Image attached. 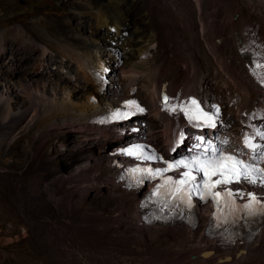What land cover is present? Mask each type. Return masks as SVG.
<instances>
[{"label":"rangeland","instance_id":"1","mask_svg":"<svg viewBox=\"0 0 264 264\" xmlns=\"http://www.w3.org/2000/svg\"><path fill=\"white\" fill-rule=\"evenodd\" d=\"M3 1L6 0H0V5ZM74 1L78 4L83 1L87 2V0ZM93 1L95 3L94 10L99 9L100 6L103 7L105 2V0H89V2ZM162 1L128 0L131 3V14L134 13L136 16V19L132 18L129 29L133 28V33L140 34L151 26L154 29H162L158 28L159 20L156 14V7L163 8ZM63 3L62 0H15L17 8L15 12L8 13L0 9V29H8L9 31H7L10 33V37L7 36L3 42L7 47L4 52L0 50V67L3 61L16 62L24 74L27 72L26 79L29 83L35 79L34 76H41L44 73L43 76L46 79L37 78L40 80L39 87L31 89L27 86L25 91L39 90L38 97L43 102L51 107L62 109L64 114L73 116L80 114L83 106L77 102L85 98L87 91L93 93L97 98H105L107 101L111 97V93H108L111 87L106 83L103 84L107 94L102 95L103 92L97 89L93 82L85 81L84 73L79 72L76 61H73L69 53H65L66 49L63 45L66 38L75 36L80 41H85L88 48V61L93 65V70L97 69L95 72H98L101 62L105 63V60H102L103 56L106 57L104 54L113 57L111 62H114V56L117 52L119 53L120 46L110 47L106 37L99 38L106 43L101 45V41L90 33L91 28L88 25L91 18L85 17L79 24L68 20V17L65 18L67 12L77 14V11L71 6L68 8L67 4ZM88 6L90 7L92 4ZM88 6L86 8L89 9ZM88 9L84 11L87 12ZM168 16V19L179 24L174 21L175 18L172 14ZM47 18H49V24L44 22ZM57 21H60L61 24L57 25ZM37 22L38 26L35 28H23L28 37L35 42L27 41L24 44H18L12 39L11 35L14 33L15 27ZM211 23L213 24V22ZM134 25L136 26L133 27ZM169 26L173 25L170 23ZM252 33L254 34V31ZM211 38L212 42L217 45L218 40L215 34L211 35ZM176 40V38H170L169 41H164L160 46L167 50L159 47L160 51L157 54V46L151 47L150 55L147 56L146 61L149 63L153 59L157 63L155 67H161L167 73L166 69L171 68L174 63H178L174 60V56L178 54L175 44H173ZM91 42L98 45H92ZM36 43L40 46H36ZM42 47L47 49V54L51 58L50 66H52L54 74L51 78H47V70H44L43 67L38 74L34 72L36 65L43 59ZM111 48L114 50L111 51ZM32 57L39 58L34 66L29 63V59ZM148 58L151 59L148 60ZM136 61L141 62V65L135 67V71L139 72V80L137 79L135 83L131 84L124 78L125 73L132 65V63L130 64L131 60L125 67L110 65V75L108 73L105 77L114 79L119 83V87H124L125 90L122 93L132 95L151 110L147 116L141 119L142 124L139 123V126L147 129L146 137L153 144L158 146L159 142L161 147H158L164 148L165 143L161 133L165 124L156 117L152 92L142 86L144 82L141 78L145 72L143 68L146 66V62L143 63V58H138ZM163 61L164 63L161 65ZM143 65L145 66L143 67ZM168 70L171 73L174 69ZM207 70H210L209 66ZM94 74L93 79H95ZM70 76L74 81L68 80ZM181 77L184 79V76ZM19 82H9L0 72V264H169L171 261L167 254L170 253L171 246L154 241V236L159 235L160 231L151 230L147 231L146 235H138L130 228L133 225H139L135 222L134 210L129 208L119 210L116 200H113L108 192H104L103 188L100 186L87 187L80 181L82 177L88 180L96 177L92 174V170L88 169L90 172L85 175L78 172L77 167L83 164V159L90 152V149L86 148L87 145L91 142L96 146L100 144L99 140L102 139V136L98 131L72 129L67 126L61 129L48 127L49 129L44 128V131L40 129L37 132H31L29 127L20 126L13 129L12 125H6L10 119L15 117L17 119L14 124L21 123L20 116L31 102L28 94L20 90ZM23 84L26 82L24 81ZM63 85H67V89L71 88L72 99L66 98L68 94L66 97L63 95L66 92ZM62 87L63 93L57 96ZM187 87L186 85L187 92L184 91L185 93L193 92L202 95L196 89L188 92ZM212 88L209 95L211 97L214 92V96L208 100L217 101L220 99L218 102L223 105L227 118L230 117L232 120V127L236 128L238 133L241 132L238 129L241 121L231 111H236L238 105H230L228 93L218 84H213ZM8 89L12 90V94L6 93ZM263 99L261 102L264 101ZM232 100L235 103L236 96ZM40 105L42 107V104ZM251 107L245 109L251 110ZM252 115L249 117L250 119L248 118L252 127L263 122L260 117L255 118ZM61 118L63 117L59 115L55 117L59 122H67L66 119ZM248 121L242 123L244 132L245 124ZM8 124L10 125V123ZM182 128L188 134L191 133L189 136L187 134L186 141L189 138H194L192 128L180 127V129ZM228 128L229 126L225 127V129ZM180 129H173L172 135L180 137ZM219 137L222 135L219 134ZM131 140H134V137L128 139V141ZM126 142H116L113 145ZM187 143L190 144V141ZM242 143V138L236 137L233 143L234 148L241 147ZM168 145L170 146V142ZM96 146V154L106 151L103 149L100 151V145ZM110 146L112 147L111 144ZM131 200L136 206L135 198H131Z\"/></svg>","mask_w":264,"mask_h":264},{"label":"bare ground","instance_id":"2","mask_svg":"<svg viewBox=\"0 0 264 264\" xmlns=\"http://www.w3.org/2000/svg\"><path fill=\"white\" fill-rule=\"evenodd\" d=\"M62 2L67 4L68 8L71 6L77 11V14L67 12L64 16L65 18L68 17V20H72L78 24L85 17L91 18L88 26L91 28L90 33L93 36L100 41V37L108 38L107 42L110 47L112 46L111 42H116V48L118 45L120 46L119 53L117 52L116 56H114V62H111L113 57H109V54H104L106 56L105 58L102 55L104 58H102V60H105V63L101 62L99 64L98 72H95L97 69L93 70V65L88 61V48L85 45L84 40L80 41L78 38H75V36H68L65 44L62 43L64 44L63 47L66 49L65 53L71 55L73 61H76L79 67V72L81 71L84 73L85 81L93 82L95 87L103 92L102 95L107 94V90L105 91V88L103 87V84L105 83L111 87V90L108 93L112 94L117 91L121 94L125 90L124 87H119V83L115 82L114 79L105 77L108 73L110 75V65L125 67L127 62L131 60L130 64L132 63V65H130V68L125 73L124 78L132 84L139 78V72L135 71V67L141 65V62H137L136 60L138 58H143V63L146 62V66L143 65V67L145 66L143 68L145 72L141 78L144 83L142 85L141 82V85L152 92L155 100L152 99L155 102L156 117L159 120H162L165 124L163 132L161 133L163 134L162 136L164 138L165 147L160 148L161 150L164 149L168 153H171L174 150L171 146V141L177 137V135H172L171 131L173 129H178L180 122H173L172 124L168 119V116L161 113L159 100L161 99V95L168 96L169 94H172L174 96L185 93L186 85L188 86V92L189 90L196 89V91H200L206 99L214 96V92L211 97L209 95L213 89V84H218V86L224 88L226 93H228L230 105H238L236 111H231L237 116L238 120L241 121V124L238 126V129L241 132L238 133L237 129L232 127V120L228 117L227 126H229V128H224L221 131L219 130L215 132L213 138L223 146L232 145V147H234L233 143L235 142L236 137H245L242 123L248 121L250 118H243L241 110L253 105L255 106L257 103L259 105V102L264 98V93L253 82L254 73L259 71L262 66L264 68V0H163V8L156 7V14L158 15L159 20L158 28L162 29H154L151 26V28L144 29L141 34L133 33V28L129 29V26L132 23V18L136 19V16L134 13L131 14V3H129L128 0H105L103 7L100 6L97 10H94V1L89 2V0H87V2L83 1L81 4L76 3L74 0H62ZM91 4L92 6L89 7L88 5ZM86 6H88L89 9L86 8ZM0 9L1 11H7L8 13L15 12V9H17L15 7V0L3 1L0 5ZM85 9H88L89 11L85 12ZM169 14H172L175 18L174 21L179 22V24L168 19ZM48 20L49 18L45 19L44 22L49 24ZM40 21H43V19H40ZM211 22H213V24ZM170 23L173 25L172 27L169 26ZM59 24H61V22L57 21V25ZM35 26H38V22L35 24H26L25 26L15 27L14 33L11 35L12 39L18 44H24L27 41L35 42V40L28 37L23 29L35 28ZM135 26L136 25L133 27ZM7 30L0 29L1 52H4L5 47H7L6 44H3L5 38L7 36L10 37L9 30ZM253 31L254 34L252 33ZM213 34L217 37V45L212 42L213 39L211 38V35ZM170 38L177 39L173 44H175V48L178 52V54L174 56V60L178 63L171 64L172 67L168 68L170 71L174 69L173 72L169 73V70L166 69L167 73H160L162 68L155 67L157 66V63L153 59L150 60L151 58H148V60H150L148 63L146 58L150 55L151 47L157 46V54L160 51L159 47L162 48L160 44H163L164 41H169ZM91 43L92 45L96 44L95 42ZM105 44V41L102 40L101 45ZM97 45L98 44H96V46ZM36 46L40 45L36 43ZM112 50L114 49L111 48V51ZM42 54L43 59L40 63L37 64L39 58L36 57L30 58L29 63L33 66L34 64H37L34 68L35 73L38 74L41 72L43 67L44 70H47V78H51L54 75L53 68L50 66V63L52 62L45 47H42ZM159 62L158 64H160ZM162 63H164V61L161 62V65ZM208 66L210 70H207ZM0 72L9 82L16 83L22 81L19 82L18 85L21 87L20 90L24 92H26L25 90L28 87L31 89L39 87L38 83L40 80L37 78L46 79V77L43 76L45 74L42 73L41 76H34L35 79L29 83L26 79L27 72L24 74L20 69V66L14 61H3L0 67ZM93 73H95V79H93ZM23 76L24 78H22ZM181 76H184V79H182L183 77ZM68 80L74 81L71 76L68 77ZM24 81L26 84H23ZM163 82L164 84L162 85ZM63 86L66 88V92L63 95L66 97L68 94V97L66 98L72 99L73 93L71 88L69 87L67 89V85ZM62 89L63 87L57 96L63 93ZM112 89H114V91H112ZM38 91L29 90L26 92L31 99V102L29 107L25 109L20 116L19 121H21V123L14 124L17 119L15 117L9 120L8 123H10V125L8 123L6 125H12L13 129L20 126L29 127L31 132H37L40 129H43L44 131V128L46 129L48 127L61 129L67 126L72 129H91L98 131L102 136V139L99 140L100 144H97L96 146L92 142L89 143L86 148L90 149V152L87 151L88 154L87 157L83 159V164L77 167V171L80 173L82 172V174L85 175L89 174L90 171H88V169L92 170V174L96 177H93V179L90 180L82 177V179L80 178V181L87 187L100 186L103 188L104 192H108L113 197L112 199L116 200V204L119 205V210H125L126 208L134 210V217L136 218L135 222L139 225H133L130 228L138 233V235H144L147 231L150 232L151 230L160 231L159 235H153L155 237L154 241H160L171 246V251L167 254L169 261H171L169 264H264V231L262 237L251 244H241L238 247L230 248L228 246H222L221 243L214 241L209 237L207 223L203 226L200 225L195 231H190L187 227L148 228L140 225L142 223L141 216L138 213V207L135 206L131 200V198H134L133 195L115 189V186L108 181H105L104 176L97 171L95 172L94 168L103 162V160H101L102 154L109 152L111 148L125 146L129 143L147 138L145 133L147 129L141 127L140 131L136 132V134L135 132L130 131V126H128L127 123H123L113 128H100L94 126L92 124V119L95 115L104 111V105L107 101H109L110 105H116V100L113 97L108 98L106 101L105 98H97L95 96L98 100V103L96 104L88 100L93 93L87 91L85 98H83L82 101L77 102L83 106L80 110V114L70 116L64 114L62 109L53 106L51 107L43 102L41 98L38 97ZM7 92L12 94L11 89L6 90V93ZM190 93L186 94L189 95ZM234 96L237 98L235 103L232 102ZM256 99L258 100L256 101ZM100 100H102V102H100ZM40 104H42V107ZM58 115L63 117L61 119H66L67 122H59V120L55 119ZM253 115L255 118L260 117V120L264 122V114L257 113ZM263 122L256 124V127L261 126ZM256 127L251 126L246 127L245 129L255 130ZM190 128H195L197 130L193 129V132L202 133L197 127ZM219 134H221L222 137H219ZM131 137H134V140L128 141ZM124 141L127 142L113 145L116 142ZM188 141L193 142V138H189ZM168 142H170V146L168 145ZM110 144L112 147H109ZM157 144L161 147V143L159 144L158 142ZM98 145H100V147ZM95 146L99 147L100 151L102 149L106 151L96 154ZM247 153L248 155L251 154L249 151ZM227 257L230 258L226 259Z\"/></svg>","mask_w":264,"mask_h":264},{"label":"snow or ice","instance_id":"3","mask_svg":"<svg viewBox=\"0 0 264 264\" xmlns=\"http://www.w3.org/2000/svg\"><path fill=\"white\" fill-rule=\"evenodd\" d=\"M163 99L168 110L172 112L177 111V106L168 105V97L165 96ZM126 107L129 111L115 112L111 118L126 119L136 112L144 111L135 100L128 101ZM179 110L184 113L190 122L195 123L197 126L201 124H206L210 127L216 126L215 120L219 115V108L215 110L214 114L209 115L193 99L189 104L179 106ZM256 134L264 140V131H259ZM244 143L254 153L252 163H246L243 159L238 158L237 155L226 154L222 149H217L209 143L203 153L194 155L190 159H181L174 163L165 161L167 164L166 168L154 170L151 167H136L129 171L133 176L137 173H142L151 179L160 177L163 179V183L157 187L154 195L161 194V190L163 189V195L165 197L180 201L188 207H191L193 195L198 196L201 200L206 199V197H211L216 201L217 211L219 212L222 211L220 207L221 200L226 197L224 208L228 210V214H231L237 210L235 200L232 199L233 192L227 190L221 193L215 191V189L220 185H227L234 181L239 182L241 179L250 180L252 183L257 182L258 179L264 181V167L257 166L259 159H264V146L256 145L252 142L251 138H245ZM199 146L198 144L197 147ZM126 154L136 156L140 160L151 161L157 159L155 154L146 153L143 146H137L135 149L129 148L126 150ZM159 159L162 160L163 158L160 157ZM180 168L186 169V171L181 173L179 179L174 180L172 177L165 178L164 174L166 172ZM194 172L200 174L199 181L197 175L193 174ZM141 182L142 178L137 180V183ZM249 201V203L242 206L246 215H264V205H261L259 208L256 207L259 202L254 194H249Z\"/></svg>","mask_w":264,"mask_h":264},{"label":"water","instance_id":"4","mask_svg":"<svg viewBox=\"0 0 264 264\" xmlns=\"http://www.w3.org/2000/svg\"><path fill=\"white\" fill-rule=\"evenodd\" d=\"M165 96L164 95H162V98H164ZM228 258H230V257H227L226 259H228Z\"/></svg>","mask_w":264,"mask_h":264}]
</instances>
